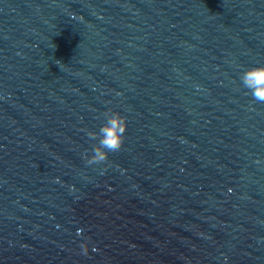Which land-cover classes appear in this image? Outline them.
I'll list each match as a JSON object with an SVG mask.
<instances>
[{"label": "water", "instance_id": "obj_1", "mask_svg": "<svg viewBox=\"0 0 264 264\" xmlns=\"http://www.w3.org/2000/svg\"><path fill=\"white\" fill-rule=\"evenodd\" d=\"M264 0H0V247L18 264H264ZM127 117L101 174L106 110ZM59 178L60 182H55Z\"/></svg>", "mask_w": 264, "mask_h": 264}, {"label": "clouds", "instance_id": "obj_2", "mask_svg": "<svg viewBox=\"0 0 264 264\" xmlns=\"http://www.w3.org/2000/svg\"><path fill=\"white\" fill-rule=\"evenodd\" d=\"M240 79L253 100L264 104V65L247 67ZM105 112L106 122L100 126L99 132L89 130L86 133L91 140H96L99 135L98 144L92 147L91 155L84 154L82 157L87 166H102L101 174L111 166V161L108 159L109 153H117L122 149L127 129V117L121 112L109 109ZM55 182H60L59 178H56Z\"/></svg>", "mask_w": 264, "mask_h": 264}]
</instances>
